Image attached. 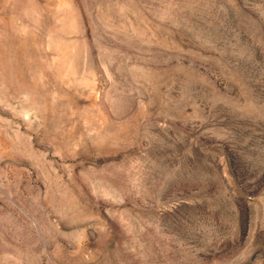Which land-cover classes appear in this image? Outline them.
I'll return each mask as SVG.
<instances>
[{"label": "rangeland", "instance_id": "obj_1", "mask_svg": "<svg viewBox=\"0 0 264 264\" xmlns=\"http://www.w3.org/2000/svg\"><path fill=\"white\" fill-rule=\"evenodd\" d=\"M0 264H264V0H0Z\"/></svg>", "mask_w": 264, "mask_h": 264}]
</instances>
